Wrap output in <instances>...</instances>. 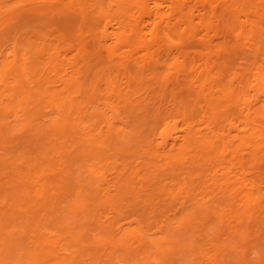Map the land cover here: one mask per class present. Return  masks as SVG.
Listing matches in <instances>:
<instances>
[{
    "label": "bare ground",
    "instance_id": "1",
    "mask_svg": "<svg viewBox=\"0 0 264 264\" xmlns=\"http://www.w3.org/2000/svg\"><path fill=\"white\" fill-rule=\"evenodd\" d=\"M41 1L44 2V7L40 11H38L39 9L36 11L34 8L33 13L30 8L31 12L24 9L6 14L2 13L0 7L1 37L2 33L6 35L5 32L8 29H12L13 32L20 30L21 22L33 28L31 35L22 33L16 37L15 45L13 44V60L4 61L2 60L3 56L0 60V140L9 141L14 137L12 134L14 121L8 120L14 113L17 116L16 120H20L23 115L26 116V123L22 124L21 128L28 133L22 141L21 137L17 138L20 142V149H16L15 146L8 149V151H22L21 148L24 147L26 157H24L23 165L26 164V168H23L24 166L16 167L12 179L0 183V200L3 201V205L0 207V264H264V209H262L264 193H259V190H264L262 187L263 177L260 175L262 171L258 165L255 168L259 163L256 162L258 158L256 161L254 158L256 163L251 164L254 163L252 160L239 158L237 154L242 149L253 151L252 155H257L261 153L259 151L264 150V145L261 147L260 144L262 142L264 144V98L262 99L264 97V0H221L226 6L229 3L234 4L231 5L233 8L237 6L236 9H232L235 10L237 16L240 13L237 17L239 33L236 39L240 41V45L237 43L238 46H232L230 41L222 37L224 40L221 38L222 42L216 47L212 45V36H207V33H205L206 36L201 35L204 38L207 37L206 39L192 40L193 45L197 42V45H201V41L204 40L202 46L206 45L208 50L202 52L206 68L203 70L204 72H195L196 75L193 73L196 78L194 82L189 83L191 91L188 96L183 97L182 92L179 93L172 89L173 100L178 104L177 113L181 114L178 116L180 119L183 117L185 121L184 126L179 130L182 133L174 136L178 123L176 117L175 119L173 117L172 121L165 122L160 131L163 146L165 149L167 148L165 151H169L166 155L169 154L168 157L171 160L166 156L163 159H168V163L172 161L173 166L171 163L167 165L166 162L167 168L159 166L160 169L157 167L156 169L157 171L170 169L171 173L170 170L166 172L170 173L173 182L167 181L170 185L166 182L163 183L166 178L162 177L164 180L159 178L161 172H157L156 169L151 170L149 175L141 177L142 184L152 180L153 177L154 186L145 190L141 187V190L146 192L140 194L134 188L131 180L139 174V169L131 170L127 175L130 168L124 172L125 166L118 171L115 182L118 189H116L117 194L115 195L104 193L97 184L103 181V173L100 170L104 159L106 160L105 152L112 149L117 153L119 151L127 152L126 150H132L135 146L144 149L145 140L149 137V133L142 134L145 130L144 121L146 124L147 122L150 124L148 126H150L151 132L156 129L159 123L155 117L156 114L152 118L149 117L151 116L148 113L149 110L147 112V109L150 108L149 105L152 104L151 99L155 98V94L152 95L153 93L149 92L151 84L148 81L153 83L154 80L155 84L159 86L161 83H156L159 82V79L160 82L163 77L167 82L170 80V75L166 76L167 74L162 79L160 77L158 79L159 74L155 77L156 72L153 71L157 70L160 65L166 69V65H168L166 58L170 54L168 49L172 50L171 47L179 37L180 43L183 44L184 39H194L193 37L201 31L198 30L201 26L209 31L210 28L217 29L216 24L219 22L215 20L219 18V5H214V0ZM218 1L215 2L219 3ZM196 16L199 17V23H196V26H200L197 29L199 32L196 31L195 24L193 25ZM54 21H62L63 27L69 29L68 33L80 31L82 34L86 28L90 32V41L94 47L88 50L87 41L83 46H77V53L70 62L74 68L73 74L68 78L62 76L58 81L55 80L58 85L53 87L50 84L47 86V81L51 80L53 75L54 77L58 75L60 67L64 65L63 58H66L63 56L73 43L64 33L66 30L60 34L58 32L57 36H52L50 34L52 32L35 30L37 27L46 29L47 25ZM233 25L235 26V23ZM176 30L179 36L175 39ZM211 30L213 31V29ZM218 31L215 34H213L214 31L212 32L213 38L218 37V34L220 36L221 32ZM201 33L204 34V32ZM82 36L86 37L83 34ZM244 40L248 42L245 41L244 44ZM21 41L24 42L28 51L25 61L21 58L19 49ZM228 43L231 44V47L236 48L235 52ZM241 43L242 47H240ZM81 44L79 43V45ZM119 47L128 48L126 53L124 52L123 61L118 60L115 54ZM178 49L180 50V48ZM184 51L181 52L183 60L177 56L181 61L180 65L178 59L175 61L179 65L177 72H186L187 70L185 60L187 56L183 53ZM139 52H142L139 57L140 61L134 63ZM175 53L177 54L176 50ZM237 54L243 55L242 58L240 57V61L249 62L247 67H242L241 64H244L242 62L241 66L236 65L234 57ZM40 56L42 60L44 57L47 61L39 60ZM213 56H218V59L214 60ZM231 58H233L232 61ZM243 58L245 60H242ZM39 63L44 66L40 68ZM135 64L137 70H133L132 65ZM169 64L168 66H172L173 63ZM230 64L235 67L232 65L233 68H231ZM174 66L177 65L174 64ZM216 66L222 68L216 70L218 69ZM224 66H227L225 68L229 71ZM191 67L194 68L191 69L193 72L196 67L195 65ZM252 70L254 72L251 76ZM122 79L125 81L122 82ZM177 82L179 83V81ZM146 83L149 84L145 85L146 88L143 89ZM103 85L107 88L105 91L107 94L104 95L107 99L104 104L114 115L121 113V108L115 102L120 103L124 99L128 100L126 96L129 90L135 94L132 98L135 99V107H139V109L136 108L137 115H139L136 117L138 119L134 130L135 132L137 130L139 134L138 140L137 138L136 140L132 139L127 134L124 136L130 138L120 140L121 131L118 132L115 125L109 124V129L105 132L102 128L99 131L96 130L100 128H97L98 123L100 125V122L105 121L103 120L105 116L98 110V104H101L99 102L100 95L102 97L103 94L99 88ZM165 85L166 83L161 85L163 94L167 92L169 86L165 87ZM160 91L159 89L158 92ZM251 91L254 92L251 93L252 96L249 94ZM58 96H60L59 99L66 111L57 120L48 121V124L46 122L33 124L34 121L41 118L40 111L35 109L37 101L44 99L56 101ZM139 98L144 102L140 99L142 102L139 103ZM89 102L96 107V111L89 112ZM93 103H97L96 106ZM156 109L158 110V108ZM199 109L200 116L202 115L201 121H206L207 124L204 123L206 134H202L196 128V120H193L198 116L199 111L197 110ZM146 114L151 118H148L149 121H147ZM241 114L245 119V123L243 119L241 123L254 126V130L249 135L248 132L239 134L235 130L237 133L231 135L232 129L237 124L235 119ZM132 116L134 117V115ZM221 118L227 122L229 137L226 135L228 133L225 134L223 130L226 126L217 124V122L220 123ZM89 120L94 122L89 124ZM240 124L238 125L241 126ZM90 125L96 132L91 129H89L91 132L84 130ZM81 129L85 132H82ZM121 130L125 131V129ZM81 132L83 135H79ZM170 137L173 138L172 141H170ZM67 145L70 149H67ZM149 149L153 150L151 146ZM53 151H68V153L75 151L76 155H72V158L70 157L68 160L66 157L65 160L58 162L59 167L53 158L47 165L39 160L40 154L50 156ZM193 151H199L200 154L197 152L193 154ZM212 151L219 153L225 159L228 152H232L234 156L230 158L228 169L226 166L223 168L224 165H222L223 170H214L206 181L202 176H198L200 173L197 174V177L201 178L193 177L196 176V171L193 170V173L192 169L200 170L204 165H214L215 156L209 155ZM185 153L188 155L189 161L193 160L192 163L188 160L186 163L193 175L188 169L186 173L191 175L179 179L177 176L179 172L181 174V170L176 172L177 165L180 167L185 164V160L188 159L186 157L185 162L182 161ZM191 153L192 156H190ZM20 156L22 157L23 154ZM88 161H93L101 167L98 169L90 167L86 163ZM190 163L200 168L196 169L193 165L191 168ZM4 167H6V159L0 157V171ZM255 169L260 171L259 175ZM233 171L235 174H232ZM196 179L199 180V183ZM179 180H183V184ZM171 184L177 188L171 187ZM197 189H202V191L198 192ZM28 194L33 195L29 201L25 198H17ZM125 194H130L131 198L135 199L134 202L137 203L134 204L137 206H134L136 208L140 205L139 198L142 197V194L145 195L142 197L143 203L144 201L146 204L149 202L148 205L144 203V207L140 205L139 210H136V213H140H137L139 217H136L138 223L136 219H133L136 220L137 225L124 227V223L116 224L118 222L116 220H122L121 218L125 217L124 212L116 208L118 215L114 217L116 219L110 220L112 222L107 223L106 220H99L101 218L98 215L100 206L106 205L109 201L119 204ZM156 196L163 198L159 201L155 199ZM198 196H201V199ZM13 198L23 201V203L10 204ZM62 199L68 200L65 209L62 203L61 206H58L59 200L65 201ZM178 202L180 205L179 208H176L175 204ZM187 202L189 204H186ZM147 208L151 211H149V219H147L149 217V212L146 213L149 210ZM62 209L64 212L66 210V214H62ZM172 212H174L173 215L170 214ZM119 214H122V217L117 219ZM142 215L144 216L142 217ZM140 216L145 220V224L142 219L139 220ZM148 223L150 228L154 227L155 230L147 235L149 231L146 230V225ZM129 224L133 223L129 222ZM44 226L55 230V235H52L51 232L46 234L47 236L44 235L41 232V229L45 228ZM30 232L33 235L31 241L27 239ZM150 235H154L152 239ZM65 246L72 249L70 254L65 253ZM86 248L87 250H85ZM257 249L260 254L259 258L255 259L253 255V259L250 258V251L254 252ZM105 255H108V261H102V257Z\"/></svg>",
    "mask_w": 264,
    "mask_h": 264
},
{
    "label": "rangeland",
    "instance_id": "2",
    "mask_svg": "<svg viewBox=\"0 0 264 264\" xmlns=\"http://www.w3.org/2000/svg\"><path fill=\"white\" fill-rule=\"evenodd\" d=\"M217 2V0H214V5H216L217 4V6L219 5V7H218V17L219 18H216V22H219V23H217L216 25H217V29H215V28H210V31H209V29H207V28H205V27H202L201 26V28H199L198 26H196L198 23H199V17L197 18V16L196 17H194V20H193V25L195 26V28H196V31H197V29L200 31H197V32H199V34L197 33V35L199 36H195V37H193L194 39H189L188 40V38L187 39H184L185 41L187 40V42H185L184 41V43L183 44H181L180 43V37L178 38V36H179V34H177L178 33V31L175 33V35H174V38L176 39V38H178V41H177V39H176V41H175V39L172 37V39H174L173 41H175L174 42V44H173V47H171L172 48V50L169 48L168 49V52H170V54H169V56L166 58V60H167V64L168 65H170L169 63L171 62V64H172V66H168V65H166V69H165V67H163V66H159V67H157V70H155V71H153L154 73L156 72V74H155V77H156V75L157 74H159V75H161V76H157V78L158 77H160L161 79H162V77L163 76H165L166 74V76H169V79L170 80H168L169 82H167V81H165L164 80V77H163V79L161 80V82H160V79H159V82L157 81L156 83H161V84H159V86L157 85V84H155V81L153 80V78H152V80H153V83H151L150 81H148L150 84H151V87H150V89H149V92L152 94V95H154L155 96V98H153V99H151L152 101V104H150L149 105V107L151 108H148L147 109V112H148V110H149V112L148 113H150V115L151 116H149V117H154L155 116V114H156V118L159 120L158 122V125H157V127H156V129H154V131H152L151 132V130H150V126H148V125H150V124H148V122H147V124H146V122L144 121V123H145V130H144V132H142V134H144V135H146V134H148L149 133V137H148V139L147 140H145L146 141V144H145V142H144V144H145V147H144V149H141L140 148V146H135L132 150H126L127 152H120L119 151V153H117L116 151H114V149H112V150H110V151H106L105 153L106 154H104L105 155V158H106V160L104 159V163H102V167H101V165H98V164H95L93 161H88V162H86L87 163V165L88 166H90V167H93V168H96V169H98V168H100L101 167V170H100V172L101 173H103V177H102V179H103V181L102 182H100V183H97L98 184V186H99V188H102L103 189V192L105 193V192H108L109 194H117V190L116 189H118L117 187H116V185H115V182H116V179H117V174H118V171H120V170H122L125 166V169H124V172H126V169H128V168H130L129 169V172L127 173V175L130 173V171L131 170H138L139 169V171H138V173L139 174H137V176L135 177V178H133V179H131L132 180V182H133V185H134V188L136 189V191L137 192H140V194L141 193H143V192H146V191H142L141 189L143 188L144 190L145 189H149V188H151V187H153L154 186V179H153V177H152V180H147L148 182L146 183V182H144V184H142V178L141 177H144V176H146V175H149V173L151 172V170H154V169H156V167L158 168V169H160V167L161 166H166V162L168 163L169 161H168V159L169 160H171L170 159V157H168V155L169 154H167L166 155V153L168 152L169 153V151H165L166 149H165V146H163V143H162V138H161V135H160V131H161V129L164 127V124H165V122H169V120L170 121H172L173 119V117H174V119H175V117H176V120H177V128H176V133L174 134V136H176V135H180V133H182V131H179L183 126H184V124H185V121L183 120V117H181V119H180V116H178V115H181V114H179V112L177 113V109H178V104H176V102H175V100H173V94H172V92H173V90H176L177 92H179V93H181L182 92V96L183 97H185V96H188V94H189V92L191 91V86H189V83H192V82H194V80H195V78H196V73L195 72H200V71H203L206 67H205V61L203 60V56H202V52H206V51H208L207 49H206V45H203V46H205V47H203L202 46V44H204V40L203 41H201L204 37H202V36H206V34L205 33H207V36H212V40H213V43H216V44H213L212 43V45H215L216 47H217V45H219L222 41L221 40H224V39H227L228 41H230V43L231 44H233L232 46H238V44L240 43V41H238V40H236L237 39V37H238V28H239V21L237 20V17H239V14H238V16L235 14V10H232V9H236V7L237 6H235V8H233V6H231V5H234V4H231V3H229L228 4V6H226L225 4H223L222 3V1L221 0H219L218 2L219 3H216ZM1 3H2V5H1ZM10 3V4H9ZM42 3V4H41ZM44 2L43 1H41V0H0V7L2 8V13H6V14H12L13 12H18V11H20V10H24L25 9V11H27V12H31V10H33L34 8H35V10L37 11L38 9V11H40V9L41 8H43L44 7V4H43ZM221 3V4H220ZM15 4V5H14ZM6 5V7H4ZM13 5V6H12ZM223 6V7H222ZM226 7V9H225V7ZM16 7V8H15ZM0 8V9H1ZM5 8V9H4ZM15 8V9H14ZM27 8V9H26ZM30 8H31V10H30ZM37 8V9H36ZM220 8H221V10H220ZM9 9V10H8ZM231 9V10H230ZM35 10H33L32 11V13L35 11ZM229 10V11H228ZM11 11H13V12H11ZM24 11V12H25ZM7 12H9V13H7ZM233 13V14H232ZM233 17V18H232ZM235 18V19H234ZM196 19V20H195ZM234 21H233V20ZM217 20H219V21H217ZM62 22V21H61ZM60 21H54V22H52V23H50V24H48L47 25V27H46V29L45 28H40V27H37V28H35V30L36 31H38L39 29H40V32H48V33H50V32H52V33H50L52 36L53 35H55V36H57L58 35V32H59V34L61 33V32H64L65 30V32L64 33H66L67 34V36H68V38H69V40H71V43H72V45L68 48V50H67V52L65 53V55L63 56V57H66V58H63L64 59V65L62 66V67H60V70L58 71V75L56 76L55 75V77H54V75H53V78H51V80L49 79L47 82V86H48V84H50V85H52L53 87L54 86H56V85H58V82L56 83L55 82V80L56 81H58L59 80V78H61L62 76H66L65 78H68V77H70L72 74H73V67L71 66V60L74 58V56H75V54L77 53V46L79 47V46H83V44H85L86 43V41H87V48H88V50L89 49H91V48H93L94 46H93V44L91 43V41H90V39H91V35H90V32L89 31H87V29L85 28L84 29V32H82V34L83 35H86V37L85 36H82V34H81V32L80 31H77L78 33H76L75 31H73V33H68V31L67 30H69V29H67V28H65V26L63 27V25H62V23H61ZM195 22V23H194ZM233 22V23H232ZM197 23V24H196ZM235 23V26L233 25ZM219 24V25H218ZM220 24H221V26H220ZM20 26H21V28H20V30H18V31H12V29H8V30H6V35L4 34L3 35V33L1 34L2 35V37L0 36V54H1V56H0V60H1V57L3 56V58H2V60H7V61H10V60H13V58H14V55H13V49H14V45H15V40H16V37H18L20 34L22 35V33H23V35L26 33V34H29V35H31V31L33 30V28H31V27H29V26H27L26 25V23H23V22H21V24H20ZM32 26V25H31ZM43 29V30H42ZM206 29H207V31H206ZM211 29H213V31L211 30ZM220 29V30H219ZM234 29V30H233ZM219 30V31H218ZM236 30V31H235ZM208 31H209V34H208ZM221 32L220 33V36H219V34H218V37H220V38H218L217 36H215L214 38H213V34H215L216 32ZM55 34H54V33ZM70 32V31H69ZM201 32H204V34L203 33H201ZM212 32H213V34H212ZM237 32V33H236ZM9 33V34H8ZM80 33V34H79ZM89 34V35H88ZM225 34V35H224ZM202 35V36H201ZM5 38H4V37ZM14 36V37H13ZM82 37H83V39H82ZM222 37H224V39L222 38ZM7 38V39H6ZM201 39L200 41H201V45L200 44H198L197 45V43H194V45H193V41L194 40H196V39ZM207 37H205L204 39H206ZM222 38V39H221ZM215 39V40H214ZM221 39V40H220ZM85 40V41H84ZM193 40V41H192ZM227 40H225L226 42H227ZM36 41H37V39H36ZM84 41V42H83ZM109 41V40H108ZM189 41V42H188ZM217 41V42H216ZM238 41V42H237ZM245 41L246 40H244V44H245ZM14 42V43H13ZM81 42H82V44H81ZM179 42V43H178ZM246 42H248V41H246ZM79 43L81 44V45H79ZM186 43V44H185ZM189 43V44H188ZM200 43V42H199ZM218 43V44H217ZM237 45H236V44ZM14 44V45H13ZM39 44H41V43H39ZM74 44V45H73ZM109 44V43H108ZM185 44V45H184ZM191 44H192V46H191ZM229 44V43H228ZM231 44H229L230 45V47H231ZM188 45V46H187ZM240 45V44H239ZM183 46H184V49H183ZM190 46V47H189ZM245 46V45H244ZM249 46V45H248ZM247 46V47H248ZM96 48H97V46H95ZM176 47V48H175ZM213 47V46H212ZM240 47H242V43H241V46ZM167 48V47H166ZM178 48H180V50L178 49ZM205 48V49H204ZM213 48H215V47H213ZM231 48H233V47H231ZM4 49V50H3ZM19 49L21 50V58L23 59V61H25V59L28 57V51H27V47L25 46V44H24V42L23 41H21L20 43H19ZM127 49L128 48H121V47H119V49H117V51L115 52V54H116V57L118 58V60H120V61H123L124 60V52L126 53V51H127ZM186 49V51H184ZM234 49V50H233ZM232 50H233V52H235V49L236 48H233ZM170 50V51H169ZM175 50H176V52H177V54L175 53ZM188 50V51H187ZM202 50V51H201ZM4 51V52H3ZM178 51H179V53H178ZM182 51H184L183 53L184 54H186V56L187 57H185V60H186V64H187V70H186V72H177V71H179L178 69H177V67L180 65V62L181 61H179V59L181 58L182 59V57H183V54L181 53ZM174 52V53H173ZM187 52H188V54H187ZM201 52V53H200ZM140 53V54H139ZM137 55H136V57L137 58H135V60H134V63H137L138 61H140V59H139V57H140V55H142V52H139ZM181 53V56H179V54ZM189 53H190V55H189ZM238 54H240L239 52H237ZM199 54H201V55H199ZM234 54H236V53H234ZM236 55L234 58H235V63H237L236 65H238V66H241L242 65V67L243 66H246L247 67V64L249 63V62H247V63H244V62H246V60L243 58L242 60H245V61H240L241 60V58H242V56L243 55ZM68 55V56H67ZM176 55V56H175ZM6 56V57H5ZM45 56V55H44ZM179 57V59H178V57ZM174 57H176V58H174ZM218 57V56H217ZM216 56L214 57L213 56V58H214V60H217L218 58H217ZM241 57V58H240ZM169 58V59H168ZM171 58H172V60H171ZM201 58H202V60H201ZM217 58V59H216ZM261 58H262V56H261ZM263 58H264V56H263ZM138 59V60H137ZM175 59V60H174ZM178 59V63H179V65L177 64V63H175V61ZM180 59V60H181ZM183 59H184V57H183ZM182 59V60H183ZM247 59V58H246ZM39 60H42V57L40 56L39 57ZM43 60H46L44 57H43ZM43 60H42V62H43ZM165 60V61H166ZM169 60V61H168ZM233 60V58H231V61ZM47 61V60H46ZM3 62V61H2ZM2 62H1V64H2ZM169 62V63H168ZM234 62V61H233ZM241 62L242 63H244V64H241ZM4 63V62H3ZM166 63V62H165ZM232 63V62H231ZM40 64V63H39ZM174 64H176L177 66H174ZM241 64V65H240ZM194 66L195 65V67H196V69L192 72V68L193 67H191L190 68V66ZM231 65V64H230ZM233 65V64H232ZM230 66L231 68H233V66ZM40 66V68L41 67H43L44 65L43 64H40L39 65ZM133 66V70H137V65L135 64V65H132ZM165 66V65H164ZM163 67V68H162ZM169 67V68H168ZM171 67V68H170ZM172 67H174L173 69H172ZM220 67V66H219ZM227 68V66H224V68ZM229 67V66H228ZM229 67V68H230ZM235 67V66H234ZM136 68V69H135ZM168 68V69H167ZM216 68H218V66H216ZM220 68H222V67H220ZM220 68H218V69H216V70H219ZM225 68V69H226ZM194 69V68H193ZM160 70V71H159ZM164 70H166L165 72H163ZM227 70V69H226ZM159 71V72H158ZM190 71V72H189ZM227 71H229V70H227ZM230 71H232V70H230ZM136 72V71H135ZM158 72V73H157ZM169 72V73H168ZM204 72V71H203ZM254 72V70H252V72L250 73V75L252 76V73ZM165 73V74H164ZM171 73V74H170ZM185 73H186V75H185ZM192 73V74H191ZM193 73H195V75L193 74ZM184 74V75H183ZM228 74V73H227ZM226 74V75H227ZM189 75V76H188ZM194 75V76H193ZM178 79H177V78ZM157 78H156V80H157ZM177 79V81H179V83L177 82V81H175L176 79ZM194 78V79H193ZM228 78V77H227ZM250 79V78H249ZM252 79H253V77H252ZM151 80V81H152ZM163 80L165 81V83H166V85H165V87L167 86V85H169L168 87H167V92L165 93V94H163V91H162V88L163 87H161V85H163V84H165L164 82H163ZM51 81V83H49ZM125 81V79H122V82H124ZM55 82V83H54ZM121 82V83H122ZM162 82H163V84H162ZM149 83H146V84H144V86H143V89H144V87L146 88V86H147V84H149ZM168 83V84H167ZM170 83V84H169ZM250 83V82H249ZM49 85V86H50ZM146 85V86H145ZM52 86H51V88H52ZM153 86V87H152ZM58 87V86H57ZM176 87V88H175ZM154 88V89H153ZM157 88H159L161 91L160 92H158L159 91V89H157ZM54 89V88H53ZM106 86H101L100 88H99V90L101 91V94H102V92H103V94H102V97H101V95H100V98L101 99H99V102L101 103V104H98V107H99V111H101L103 114V116H105V118L103 119V120H105L104 122L102 121V122H100V125H99V123H98V125H97V128L98 127H100V128H98V129H96V130H101V128L104 130V132H105V130L107 131L109 128V126L111 125H115V127L117 128V130H118V132L119 131H121L120 132V140L121 139H128V138H134L135 140H136V138H137V140H138V132H137V130H136V132H135V130L134 129H136V122H137V119L138 118H136L138 115H137V113H138V111H136V108L137 109H139V107H135L136 106V104H135V102H134V100H133V98H132V96L133 95H135L134 93H132V92H130V90L129 91H127V98H128V100H126V99H124V100H122L120 103H117V102H115L116 104H118L119 105V107L121 108V113L120 114H117V113H115V114H117V115H114L111 111H110V109H107L106 108V106H105V104H104V102H105V99H107V98H105V91H106ZM173 89V90H172ZM73 90H75V89H73ZM158 90V91H157ZM247 90H249L250 91V89L249 88H247ZM144 91V90H143ZM142 91V92H143ZM156 91V92H155ZM54 92V91H53ZM56 92V91H55ZM148 92V93H149ZM156 93H157V95H156ZM160 93V95L158 96V94ZM251 93H254V92H249V94L251 95ZM107 94V93H106ZM151 94H149V95H151ZM99 96V95H98ZM104 96V97H103ZM107 96V95H106ZM163 96V97H162ZM252 96V95H251ZM156 97H157V99H156ZM60 98V96H58V99ZM144 98V97H143ZM264 97H262V99H263ZM56 99V101H52L51 99H44V100H40V101H37V104L35 105V109H38L39 111H40V114H41V118L40 119H38V120H36V121H34L33 122V124H35V125H37V124H39L40 122H46L47 124L50 122V121H54V120H57L63 113H64V111H66V109H65V107L63 106V104H62V102H61V100L59 99ZM140 99L141 98H139V103L140 102H142L143 101V99H141L142 101H140ZM154 99H156V100H154ZM138 100V99H137ZM201 100V99H200ZM202 100H203V98H202ZM201 100V101H202ZM107 101V100H106ZM130 101V102H129ZM204 101V100H203ZM202 101V102H203ZM133 102V103H132ZM144 102V101H143ZM150 102V103H151ZM156 102V103H155ZM157 102H158V104H157ZM202 102H200L201 104H202ZM138 103V102H137ZM138 103V104H139ZM95 104V106H96V104L97 103H93V105ZM154 104V105H153ZM223 104H225V103H223ZM226 104H227V102H226ZM143 105V104H142ZM152 105V106H151ZM91 106V107H90ZM138 106V105H137ZM160 106V107H159ZM88 107L90 108V111L89 112H93V111H96L95 109H96V107H94V106H92V103H90L89 102V105H88ZM87 107V108H88ZM135 107V108H134ZM154 107V108H153ZM156 108H158V110L156 109ZM34 109V110H35ZM111 109H113V108H111ZM115 109V108H114ZM127 109V111H125ZM128 109H129V111H128ZM133 109H135V111H133L132 112V110ZM89 110V109H88ZM97 110V111H98ZM116 110V109H115ZM131 110V111H130ZM156 111V112H155ZM171 111V112H170ZM197 111H199V113H198V116H196L195 118H193V120H196L195 122H196V128L202 133V134H206L207 133V131H206V121H201V116H200V114H201V112H200V109L199 110H197ZM105 112V113H104ZM125 113V114H123V113ZM128 112H130V113H128ZM132 112V113H131ZM146 112V113H147ZM165 112V113H164ZM240 112V111H239ZM22 113V112H21ZM24 113V112H23ZM177 113V114H176ZM197 113H196V115H197ZM134 115V117L132 116V115ZM136 114V115H135ZM144 114H145V111H144ZM160 114V115H159ZM167 114H169V115H167ZM65 115V114H64ZM158 115V116H157ZM145 116V115H144ZM126 117V118H125ZM146 117H147V114H146ZM149 117H147V119L149 118ZM240 117H241V119H240ZM238 116V118L237 119H235L236 120V126L238 125V124H240L241 122H242V119L244 120L243 122L245 123V119L244 118H242V114H241V116ZM16 118H17V116H16V113H14V114H12L10 117H9V119L8 120H10L11 122L12 121H14V123H13V129H12V134H14V137H12L9 141H2V140H0V157H3V158H5L6 159V167H4L1 171H0V183H4V182H6V181H9V180H11L12 179V174L14 173V170H15V168L17 167V168H21V167H23V168H26L25 167V165H23V160H24V157H26V151H24V147L23 148H21L22 149V151H8V149L9 148H11L12 146H15V148L16 149H20V142L17 140V138L19 139L20 137H21V141L23 140V139H25L26 138V135H28V133H26V132H24L23 131V129L21 128L22 127V124H24V123H26V116L25 115H23V116H21V119L20 120H16ZM170 118V119H169ZM96 119V121H97V118H95ZM109 121H108V120ZM149 119H151V118H149ZM149 119L147 120V121H149ZM166 121H165V120ZM185 119V118H184ZM94 120V119H93ZM91 121V120H89L88 121V123L89 124H92L94 121ZM49 121V122H48ZM151 121V120H150ZM107 122V123H106ZM181 122V123H180ZM198 122V123H197ZM206 125H205V124ZM244 123H241L240 125L241 126H237V127H239L238 129H237V127L235 126L233 129H232V131H231V135H234V134H236L237 132H239V134H241V133H243V134H247V132H248V135L254 130V126H251V125H249V126H247V124H244ZM110 124V125H109ZM135 124V125H134ZM217 124H219L220 126H226L227 125V122H226V120L225 119H220V123L219 122H217ZM163 125V126H162ZM250 129H248L247 127ZM252 127H253V129H252ZM94 128V127H93ZM93 128L91 127V125L88 127V128H85L84 130H88L89 131V129H91V130H93ZM221 128V127H220ZM220 128H218V129H220ZM227 128V129H226ZM246 128H247V130H246ZM120 129V130H119ZM121 129H125V131H127V132H122V130ZM133 129V130H132ZM226 129V130H225ZM225 129H223L224 130V132H225V134L226 133H228V134H226L227 135V137H229L230 136V133H229V129H228V127L226 126L225 127ZM242 129H244L245 131H243ZM256 129V128H255ZM83 129H81V131H82ZM82 131V132H85V131ZM116 130V131H117ZM237 132H236V131ZM240 130H241V132H240ZM87 131V132H88ZM94 131V130H93ZM97 131V132H98ZM131 131H132V135H131ZM146 131V132H145ZM81 132V134H79V135H83V133ZM89 132H91V131H89ZM94 132H96V131H94ZM130 132V133H129ZM135 132V133H134ZM236 132V133H235ZM123 133V134H122ZM91 135H92V133H90ZM94 134V133H93ZM124 134H127V135H129V136H127V138L124 136ZM84 135H85V133H84ZM88 136H90V135H88ZM123 136V137H122ZM174 136H172V137H174ZM125 137V138H124ZM172 137H170V141H172L173 140V138ZM209 137V136H208ZM145 139H146V137H144ZM62 140V139H61ZM134 142H137V141H134ZM149 142H150V144H149ZM262 142V141H261ZM68 143V142H67ZM70 144V143H69ZM147 144H148V147H147ZM262 146L261 147H263V142L262 143H260ZM66 145V144H65ZM68 146V145H67ZM66 146V147H67ZM150 146L153 148V150L151 149H149L150 148ZM71 147V146H70ZM72 148V147H71ZM169 148V147H168ZM67 149H70L69 148V146H68V148ZM263 149H264V147H263ZM243 150V151H242ZM241 151H238V155L237 154H235V155H237L239 158H244V159H246V160H252L254 163H251V164H255L256 162L258 163V164H256V167L255 168H257V165H258V168L259 169H261V177H263V181H264V150L263 151H259V152H261V153H258L257 155L256 154H254L256 157H253L254 155H252L254 152L253 151H248L247 149H242ZM245 150V151H244ZM247 150V151H246ZM73 152V151H72ZM71 151H69V153H72ZM174 152V151H173ZM172 152V153H173ZM197 153H199L200 154V152L199 151H196ZM195 151H193V154L194 153H196ZM68 153V151H53L52 152V154H50V156H46L45 154H40L39 155V160L40 161H42V162H44V164L45 165H47V164H49L50 162H51V158H53V161L55 162V163H57V165H58V162L60 163L61 162V160H65L66 159V157H67V160L71 157L72 158V155L74 156V155H76L75 154V151L70 155ZM171 153V152H170ZM175 153V152H174ZM187 153H189V152H187ZM23 154V156L21 157L20 155H22ZM70 155V156H68V155ZM192 153H191V155L190 156H192L193 155ZM201 154H203V152H201ZM263 154V155H262ZM209 155H213V156H215V162H214V165H204V167L203 168H201V169H203V170H198L197 169V167H199V166H194L193 164H191L192 162H193V160H192V158H191V160H192V162L191 161H189V158H188V155L185 153V157H183V155H182V157L184 158L182 161L183 162H185V164H183V165H181L180 167L177 165V171L176 172H179L180 170H181V174H179L178 173V176H177V178H181V179H184V177H188V176H190L192 173H191V169L190 168H188V165L186 164L187 163V160H188V162H191L190 163V166L191 165H193L197 170H195V169H192V172H193V170H194V172L196 171V176H193V177H196V178H201V177H197V174H199L198 176H202V178H204V180L206 181L208 178H210V175L214 172V170H216V169H222V165H224V167L223 168H225V166H226V169H228L227 167L228 166H230V158L231 157H233L234 155L232 154V152L230 151V152H228V155H227V157H226V159L224 158V157H221V155H219V153H213V151L211 152V154L209 153ZM168 157V159L166 160V159H163V157ZM170 156V155H169ZM189 156V157H190ZM196 156V154L194 155V157ZM198 156H200V155H198ZM218 156V157H217ZM258 156V157H257ZM260 156V157H259ZM19 157V159H17ZM165 157V158H166ZM186 157L188 158V159H186ZM171 158H172V156H171ZM254 158H255V161L257 160L256 158H258V160L255 162L254 161ZM260 158V159H259ZM186 159V160H185ZM195 159V158H194ZM185 160V161H184ZM52 161V162H53ZM224 161H226V162H224ZM108 162V163H107ZM172 162V161H171ZM170 162V163H171ZM182 162V163H183ZM223 162V163H222ZM229 162V163H228ZM170 163H168L167 165H169ZM182 163H180V164H182ZM227 163V164H226ZM172 164V166H173V163H171ZM189 164V163H188ZM195 164V163H194ZM54 165V164H53ZM60 165V164H59ZM59 165L57 166V167H59ZM221 165V166H220ZM56 166V165H55ZM160 166V167H159ZM193 166H191V168L193 167ZM219 166H220V168H219ZM163 167H161V168H163ZM170 167V166H169ZM168 167V168H169ZM174 167H176V166H174ZM166 168H167V166H166ZM200 168V167H199ZM253 168H254V165H253ZM189 169V171H190V175L188 174V173H186V172H188L187 170ZM170 170V169H169ZM169 170H167L166 169V171H169ZM223 170V169H222ZM225 170V169H224ZM256 170V169H255ZM258 170V169H257ZM256 170V171H257ZM156 171H157V169H156ZM159 171V170H158ZM157 171V172H158ZM165 171V169L163 170V169H161V171H159V172H161V173H159L160 174V176H159V178L161 177V179H165V181H163V180H161V181H163V183H167L168 185H170L169 184V182H167V181H172L171 180V178L172 177H170V173H171V170H170V173L169 172H166ZM193 172V173H194ZM260 173V171H257V174L259 175V173ZM232 174H235V171H233L232 172ZM186 175H188V176H186ZM193 175V174H192ZM148 177V176H147ZM146 177V178H147ZM163 177V178H162ZM183 177V178H182ZM140 178H141V180H140ZM188 179V178H187ZM198 179H196V181L198 180ZM140 180V181H139ZM201 180H203V179H201ZM144 181H146V180H144ZM181 180H179V182H180ZM173 182V181H172ZM172 182H170V183H172ZM175 182V181H174ZM182 182V184H183V180L181 181ZM198 183H199V180L197 181ZM204 182V181H203ZM210 182H212V181H210ZM153 185V186H152ZM263 185H264V183H263ZM262 185V187L264 188V186ZM142 187V188H141ZM171 187H175V186H172V184H171ZM175 188H177V187H175ZM261 189V188H260ZM152 190V189H151ZM202 191V189H197V191L199 192V191ZM148 191V190H147ZM196 191V193H198ZM148 192H150V191H148ZM258 192V191H257ZM260 192H263L264 193V190H259V193ZM201 193H203L204 194V192H201ZM200 193V195H202ZM144 194H142V197H144L143 196ZM204 195H206V193L204 194ZM33 195L31 194H28V195H26V196H19V197H17L18 199H21V198H25V200H31L33 197H32ZM203 196V195H202ZM132 196L130 195V194H125L124 195V199L118 204H115V203H111L110 201L108 202V203H106V205L105 204H102L101 206H100V209H99V212H98V215H99V217H101V218H99V220H106V222L107 223H110V222H112V221H110V220H114V219H116V218H114V217H117V210L116 209H119V210H121L122 212H124V215H125V217L124 218H121L122 220H120L119 218L120 217H122V214L120 215V216H118V218L117 219H119V220H116V221H118L116 224H118L119 222L120 223H124L123 225H124V227L125 226H136L137 225V223L139 222L138 221V219L136 218L137 216H138V214H140L139 212H137L136 213V210H139L138 208L140 207V205H142L141 207H144L143 206V204L146 202V201H144V203H143V200H142V197L141 198H139V206L136 208L134 205H136V204H134V203H137L136 201L134 202V200L131 198ZM163 197H164V195H163ZM163 197H160V196H156L155 197V199H157V200H159V199H161V198H163ZM168 197H169V195H168ZM199 197V196H198ZM201 197V196H200ZM199 197V198H200ZM210 197V196H209ZM166 198V197H165ZM155 199H154V201H155ZM201 199V198H200ZM62 200H65V201H61V200H59V205L58 206H61V203H62V206L64 207V209H65V207H66V205H67V203H66V201H68V200H66V199H62ZM142 200V201H141ZM160 201V200H159ZM179 201V200H178ZM16 202L19 204V203H23V201H19V200H16V198L14 199H12L11 200V202H10V204H16ZM148 202V201H147ZM177 202V201H176ZM155 203H157V202H155ZM146 204V203H145ZM149 204V202L146 204V205H148ZM186 204H189L188 202L186 203ZM1 205H3V201L2 200H0V207H1ZM176 206V208L178 207L179 208V205H180V203L178 202V204L176 203L175 204ZM178 205V206H177ZM137 206V205H136ZM187 206V205H186ZM147 207V206H146ZM150 207V206H149ZM174 207V209H176ZM262 209H264V200H263V202H262ZM116 208V209H115ZM143 209V208H142ZM147 209H149V208H147ZM63 210V209H62ZM171 210H173V209H171ZM259 210V209H258ZM98 211V210H97ZM143 211V210H142ZM150 211V209L149 210H147L146 211V213L147 212H149ZM65 212H66V210H65ZM64 212V210H63V212H62V214L64 215V214H66ZM151 212V211H150ZM150 212H149V217H147V219H149L150 218ZM171 212V211H170ZM173 213L174 212H172V213H170V214H172L173 215ZM142 214H144L143 212H142ZM127 215V216H126ZM144 215H142V217H143ZM147 216V215H146ZM129 217V218H128ZM139 217V216H138ZM159 217V216H158ZM161 217V216H160ZM114 218V219H113ZM128 218V219H127ZM152 218V217H151ZM133 219H136L137 220V223L133 220ZM141 216H140V221H141ZM147 219H146V221H147ZM153 219H154V217H153ZM143 220V222L145 221L144 219H142ZM116 221H114V222H116ZM134 221V222H133ZM150 221V220H149ZM148 221V222H149ZM129 222H132L133 224H129ZM119 223V224H120ZM134 223H136V224H134ZM142 223V222H141ZM143 224H145V222L143 223ZM146 224H147V222H146ZM134 226V227H135ZM145 226V225H144ZM147 227V231H149L148 233H147V235L150 233H152L153 232V230H155V228L154 227H151L150 228V226H149V223H148V225H146ZM148 226H149V228H148ZM153 226V225H152ZM45 228H43V229H41L42 231V233L44 234V235H46V234H49L50 232H51V234L52 235H55V230H53L52 228H49L48 226L46 227V226H44ZM256 227V226H255ZM257 228V227H256ZM149 229H151V230H149ZM255 229V228H254ZM257 230V229H256ZM255 230V231H256ZM90 233H92V231H90ZM28 234V233H27ZM29 236L27 237V239L28 240H30L31 241V239H32V233L30 232L29 234H28ZM47 236V235H46ZM151 237V239H152V236H154V235H150ZM27 239H25V240H27ZM29 242V241H28ZM27 242V243H28ZM85 250H87V248L85 249ZM72 252V249H70V248H68L67 246H65V253L66 254H70ZM255 252V253H254ZM254 252H251L250 251V258H252V255H253V257L255 258V259H257V257L259 258V252H258V249L257 250H255ZM252 253V254H251ZM257 253V254H256ZM253 259V258H252ZM102 261H108V255H105V256H103L102 257ZM232 264H235V263H232ZM237 264V263H236Z\"/></svg>",
    "mask_w": 264,
    "mask_h": 264
}]
</instances>
